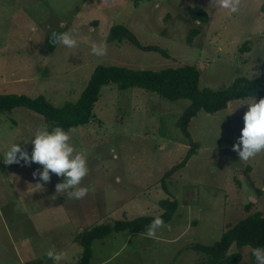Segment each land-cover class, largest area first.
I'll use <instances>...</instances> for the list:
<instances>
[{
    "label": "rangeland",
    "instance_id": "rangeland-1",
    "mask_svg": "<svg viewBox=\"0 0 264 264\" xmlns=\"http://www.w3.org/2000/svg\"><path fill=\"white\" fill-rule=\"evenodd\" d=\"M190 6L207 10L209 20L192 21ZM117 23L169 56L127 41L108 42ZM195 26L202 30L190 43L187 36ZM52 29L71 30L76 47L58 44L47 51ZM100 44L107 47L104 56L92 53ZM99 64L152 70L193 64L201 71V87L213 89L239 75L259 77L264 0H241L236 13L210 6V0H0V94L44 95L63 106L80 97ZM250 98L214 113L200 111L188 138L177 121L189 99L172 101L140 88L106 85L92 121L69 132L70 143L87 158L81 186L89 191L82 199L56 192L62 177L50 174L47 183L34 177V171L43 170L37 163L4 164V153L14 143L31 155L29 141L46 122L27 108L0 112V264L75 263L83 251L75 240L78 232L159 215L160 201L168 198L177 199L179 207L157 239L148 238L147 229L112 231L93 241L90 264L113 255L107 264H199L205 254L188 248L190 243L214 244L240 219L258 211L264 215V152L243 162L232 150ZM192 141L196 150L166 179L167 191L162 178L183 160ZM50 249L65 253V259H50ZM253 249H240L238 264H257Z\"/></svg>",
    "mask_w": 264,
    "mask_h": 264
},
{
    "label": "trees",
    "instance_id": "trees-1",
    "mask_svg": "<svg viewBox=\"0 0 264 264\" xmlns=\"http://www.w3.org/2000/svg\"><path fill=\"white\" fill-rule=\"evenodd\" d=\"M189 18L200 23L209 20L207 10L201 6L188 8ZM200 26L189 30L187 41L193 42L201 32ZM64 32L61 29H52L46 36L45 48L54 51L57 45L50 42L51 33ZM108 42L127 41L143 50L158 51L165 56L168 52L158 45H145L137 35L124 24H114L107 36ZM201 71L197 65L186 64L178 67H166L159 70L134 69L127 66L99 64L95 67L87 86L76 101H68L63 106L53 105L44 95L30 97L25 94H0V112L12 111L15 108H27L44 117L45 125L49 130L59 126L65 131L85 126L94 118V105L102 94L103 88L115 84L120 89L140 88L158 94L169 100L189 99L191 103L182 112L177 124L183 134L191 138L189 125L200 111L214 113L226 109L232 101L253 97H264V72L256 78L244 75L237 76L231 84L221 89L201 87ZM192 147L181 162L168 170L162 178V186L168 191L166 179L174 172L184 167L194 154L197 143L191 142ZM260 193V191L258 190ZM162 213L160 216L165 224L176 214L179 202L177 199H162L160 201ZM247 207H250L247 205ZM152 215L138 216L133 219L116 220L94 225L77 233L75 240L83 247L80 259L75 263L90 264L93 256L92 243L96 239L107 236L112 231H141L148 229ZM264 247V215L254 212L240 219L233 226L224 231L222 237L214 244L205 245L199 242L190 243L187 247L204 253L205 257L199 264H238L242 260L240 249Z\"/></svg>",
    "mask_w": 264,
    "mask_h": 264
},
{
    "label": "clouds",
    "instance_id": "clouds-1",
    "mask_svg": "<svg viewBox=\"0 0 264 264\" xmlns=\"http://www.w3.org/2000/svg\"><path fill=\"white\" fill-rule=\"evenodd\" d=\"M241 0H210V6L227 9L231 13L239 11ZM50 42L53 45L62 44L68 48H74L77 45V39L72 31L51 33ZM107 47L105 44L94 45L92 53L96 56L106 55ZM247 111L242 119L244 127L241 129V135L238 141L233 144L232 150L238 153L240 161L247 162L257 154L264 152V98L257 102L256 96L250 98L247 102ZM75 129L65 131L62 127L56 126L51 130L47 126L39 128L34 138L29 142L34 146L31 155L23 150L19 144H12L4 153V164L13 163L25 164L37 163L43 170L33 172V176L47 183L50 182L51 175L55 174L63 178V182L55 185L56 192H67L69 198L82 199L88 194V187H82V180L88 175L87 158L84 153L77 152L72 143L69 132ZM28 143V142H26ZM116 182L120 183L121 178L116 177ZM42 186L41 184H37ZM251 201L255 200L252 196ZM165 227V222L160 216H156L148 226L145 235L148 238L157 239V231ZM253 255L257 264H264V247L253 249ZM47 256L56 262L64 259L62 252H56L50 249Z\"/></svg>",
    "mask_w": 264,
    "mask_h": 264
},
{
    "label": "crops",
    "instance_id": "crops-1",
    "mask_svg": "<svg viewBox=\"0 0 264 264\" xmlns=\"http://www.w3.org/2000/svg\"><path fill=\"white\" fill-rule=\"evenodd\" d=\"M116 253H118V252H116ZM65 254V253H64ZM114 256V255H113ZM112 256V257H113ZM92 257H94V256H92ZM112 257H106V256H104L100 261H99V263L98 264H107V262L109 261V259H111ZM65 259V258H64ZM64 259H62V260H64ZM61 260V261H62ZM67 260V259H66ZM67 263H69L68 261H64V263L63 264H67ZM92 264V263H91Z\"/></svg>",
    "mask_w": 264,
    "mask_h": 264
},
{
    "label": "water",
    "instance_id": "water-1",
    "mask_svg": "<svg viewBox=\"0 0 264 264\" xmlns=\"http://www.w3.org/2000/svg\"><path fill=\"white\" fill-rule=\"evenodd\" d=\"M256 200V199H255Z\"/></svg>",
    "mask_w": 264,
    "mask_h": 264
}]
</instances>
